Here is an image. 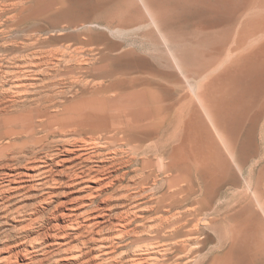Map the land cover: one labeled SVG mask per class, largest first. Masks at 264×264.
Here are the masks:
<instances>
[{
	"label": "bare ground",
	"instance_id": "1",
	"mask_svg": "<svg viewBox=\"0 0 264 264\" xmlns=\"http://www.w3.org/2000/svg\"><path fill=\"white\" fill-rule=\"evenodd\" d=\"M34 4L44 20H54L53 26L62 39L74 41L75 45L67 48L108 47L114 41L113 36L126 34L131 40L138 35L150 44L157 42L158 36L164 47H170L180 9L203 31L217 34L222 26H231V35L235 33L231 53L235 55L224 66L220 57L222 48H218L220 42H213L214 52L199 59L170 49L171 63L166 68H161V62L158 65L164 69L159 72L161 81L148 75L135 74V78H129L128 71L117 72L111 67L116 74L112 71L102 79L80 80L84 81L81 94L86 95L76 99L78 103L92 101L87 108L92 117L83 115L84 110L75 108L73 102L67 104L69 101L31 105L33 109L24 112L23 120L28 130L15 128L0 134V160L17 157L18 149H34L57 139L58 149L50 150L40 160L42 163L32 168L33 173L19 172L12 176L24 173L35 177L40 184L56 165L79 162L77 165L88 177L94 172L105 173L112 181L113 173L139 166L135 182L142 203L130 204L123 227L126 231L116 234L121 242L131 239L125 246L127 250L119 256L126 264H264V0H34ZM142 28L144 31L140 33ZM112 43L117 49L124 44ZM76 51L72 52L73 60L81 55ZM109 54V58L106 55L103 58L110 59ZM111 57L110 61L114 60ZM127 59L126 66H132ZM200 78H204L203 82L194 86ZM12 83L0 91V121L7 125L14 123L4 117L14 115L28 101L27 86L25 91L19 83ZM76 83L79 85L78 80ZM187 85L193 96L185 92ZM110 147L115 149L106 154ZM256 152L260 154L259 168L245 178L247 162ZM92 161L118 164L122 168L114 172L112 167L95 169L97 164L90 167ZM86 167L89 168L85 170ZM130 174L127 171L119 179ZM243 180L245 191L241 189ZM6 182L1 184L4 191L11 188L10 181ZM147 219L151 220L145 222ZM69 227L74 229L76 224ZM215 242L218 246L209 248ZM34 244L30 247L34 251L42 247ZM74 256L79 259L81 251Z\"/></svg>",
	"mask_w": 264,
	"mask_h": 264
},
{
	"label": "rangeland",
	"instance_id": "2",
	"mask_svg": "<svg viewBox=\"0 0 264 264\" xmlns=\"http://www.w3.org/2000/svg\"><path fill=\"white\" fill-rule=\"evenodd\" d=\"M34 5V0H0V91L2 90L1 87L6 89V87L8 88V85L13 81V83L16 84L19 83L18 85L23 88L27 86L29 91L27 90V88H24V90L30 93L28 97V92H25L28 98L27 100L29 102L26 100L28 103L26 102L24 106L22 103L17 110L19 112L17 113L16 111L17 114L14 113V115L12 116L4 117L5 120L6 118L11 119L10 122L14 123L13 125H7L4 121H0V134L7 133L11 129H17L16 131L28 130V127L23 123L24 112L25 114L31 112L33 107H36L34 105L37 104L57 101H69L67 102V104L73 102L72 104L76 106L75 108H79L82 111L84 110L83 115H85L86 117H92L93 115L87 109L92 101L84 100L81 103H78L76 99L79 97H83V95H86L81 94L83 92H81L82 89L80 86L84 81L89 79L94 80L95 78L102 79L107 75H110L112 73L116 74L119 71H128L127 73L130 74L129 78H131V76H133L132 78H135V74H137V77L149 76L150 78L161 81L162 79L161 77H159V72L164 70H161V68H166L168 62L171 63V59L168 55L170 49H174V51L178 53L186 54L188 56L190 55L189 57H191V59H199L201 55L205 56L212 54L214 52V48H216L213 47L214 43L220 42V47L218 48H222L220 50V57L223 61V66L229 58L235 55V53H231L234 47L233 43L235 41V33L231 35V26H222L223 28H221V31L219 29L217 31V34L210 30H207V32L203 31L200 28V25L196 26L193 24L194 21L193 23L190 22L187 18V14L183 13V10L181 9L177 12V14L180 12L181 14H179L175 19L176 23L173 26V36L175 37H173V42H171V44L173 43V48H170L171 44L170 47H164L165 45L158 36L156 39L157 42L153 43L155 45L154 47L153 44H150L151 42L147 43V40H141L138 35L134 36L135 39H132L134 41L133 42L130 36L127 34L116 37L112 35L113 38H111L114 41L109 42L110 45L107 44L109 45L108 47H95V49L94 47L67 48V46L75 45L74 41H67V44V42L59 36L58 32H56L55 27L53 26L54 23L52 22L54 20H44V18L41 17L40 14L36 11V8L33 7ZM176 28L177 30H174ZM194 28L196 31L194 30ZM139 31L140 33H142L144 31V28L139 29ZM228 36L234 37L229 38ZM121 37H123L124 40ZM226 39L227 42H225ZM63 41L66 43L65 45ZM112 42L124 44L122 48L120 47V49H117V47H114L115 44H113ZM62 45H64L65 47ZM183 47L184 49H182ZM164 48L167 49L164 50ZM91 50H96V52H94L93 54ZM104 50L106 51V53H104ZM74 51L79 53V55L81 54L80 60L78 59L80 56H77V54H73L74 56H77L76 58H74V60L71 58L72 52ZM122 51L124 52L122 53ZM128 51L130 53L132 52V56H128L131 55ZM51 52H53V55L51 54ZM108 52L114 58V60H111L112 62L110 61V59L112 58L111 56L110 59H107V55L109 54ZM124 53L129 54H127L126 56ZM98 54L100 56H98ZM102 54L106 55L107 57L105 56L103 58ZM156 55H158V57ZM116 56L117 61L115 60ZM122 56H125L126 58L128 57V64H132V66H126V58H123V60L125 61H121ZM88 57H90L91 59ZM105 58L107 61H109H105ZM145 58H147L146 61ZM92 59L94 60L92 61ZM70 60L73 61L72 64V61ZM163 60L167 61L164 62ZM84 62L85 64L88 62L90 66H88V63V65H85ZM116 62H120V64ZM160 62L162 65L161 68L158 67ZM121 63H124L127 68L121 67L124 66ZM142 64L144 65V67ZM114 65H117L118 67H115ZM134 65L135 67H133ZM147 65H149L150 67ZM110 67L114 68L115 70L117 69V72L114 70L116 72L115 73L110 69ZM58 70L61 72H59ZM107 71H110V73ZM133 71L136 73H134ZM151 71L154 72V74ZM173 71L177 72L174 69ZM78 72H80L81 75H79L80 73L78 74ZM83 72L85 73L83 74ZM130 72H132L133 74ZM155 74L157 75V77L154 76ZM17 77L20 80L16 81L15 78ZM82 79L84 81L80 82V80ZM77 80L79 85L76 83ZM203 80L204 78L196 80L194 82V86L202 83ZM75 83L77 85H75ZM78 87L80 88V90ZM73 88L76 90H73ZM184 90L185 92L189 93V96H193V93L191 89H189L188 85ZM116 92L112 93V95H114ZM175 94L176 93L174 92V95ZM74 95L77 97H74ZM87 96L90 97L89 95ZM68 97L74 99H69ZM44 145L45 148H43ZM41 146L39 145L41 149L39 147H36L37 149L29 148V150L26 148L24 149V151L18 149L17 157L13 155L10 156L7 161L0 160V264H126V260L124 259L121 262L119 256L121 252L127 250L125 246L130 242L131 239H127L121 242L116 237V234L126 231V229L123 227L126 223L127 212L129 210L128 208H130V204L140 205V202L142 203V200H139L141 199V197H138L139 190L137 189L138 186L136 184V178L138 177L135 178V176H138V172L136 170L139 169V166L135 165L130 169L121 170L122 167L118 166V164L112 165L110 163H103L102 161H94V163L92 161L93 163L90 164V167H96L95 169L101 166H103V168L112 167L111 171L113 170L112 172H114V170L117 171L119 168V170L121 171L113 173L115 176L112 178V181L111 178H108L110 175H107L105 173L100 174L98 172H94V174H91V177H88L87 173H84V169H81L77 165L79 162L72 164L68 163L66 165L63 164L65 166H63L62 164L56 165L51 170L52 172L50 171L43 177L40 184L37 179H33L35 177H27L26 175H24V173H22V176H12L13 174L15 175L19 172L33 173L32 168L35 169L37 164H41L42 161L40 160L45 158L48 153L58 149L59 142L57 139H51L49 141H46ZM114 149L115 147H110L109 151H106V154L112 153ZM12 157L14 160L12 159ZM17 158L19 159L18 161H16ZM34 158L36 159V161ZM30 159H32V161ZM33 160L35 161V163ZM259 160L260 154L256 152L254 156L247 162V167H245L246 170H244L245 178L250 177V173L257 172L259 168ZM32 162L33 164H30ZM29 164L31 165V167H28L30 166ZM95 164L97 165L95 166ZM92 165H94L95 167ZM88 168L89 167H86L85 170ZM127 171H130L131 174L128 175L125 179L122 178L123 180L119 179V177H122V175ZM255 176L256 173H254V177ZM95 177H97V180ZM160 178H162V176H160ZM254 179L252 182L253 188L256 187V179L255 181ZM6 181H10L11 188L4 191V189L2 190L1 184L7 183ZM244 182L245 181L243 180L241 183V189L243 188V191L247 190V186ZM111 184L114 185L111 186ZM148 217L150 218L151 215H148ZM150 220L151 219H147L145 222H149ZM70 224H76L77 229L70 228ZM131 227L133 228L134 225ZM127 230H130V228ZM33 243H35V246L41 244L42 247L38 251H34L32 248L31 250L30 247L31 245L33 246ZM214 246H218L216 242L212 243L209 248H212ZM27 248L30 249V251L26 252L25 250ZM42 248L44 250H42ZM79 251H81L82 256L79 259H75L74 254Z\"/></svg>",
	"mask_w": 264,
	"mask_h": 264
}]
</instances>
